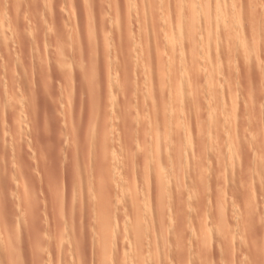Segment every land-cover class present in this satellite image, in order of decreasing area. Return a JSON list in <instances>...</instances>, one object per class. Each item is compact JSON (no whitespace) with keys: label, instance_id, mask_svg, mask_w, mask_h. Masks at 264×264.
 Here are the masks:
<instances>
[{"label":"rangeland","instance_id":"1","mask_svg":"<svg viewBox=\"0 0 264 264\" xmlns=\"http://www.w3.org/2000/svg\"><path fill=\"white\" fill-rule=\"evenodd\" d=\"M207 1L0 0V264H135L138 207L145 264H264V0Z\"/></svg>","mask_w":264,"mask_h":264},{"label":"bare ground","instance_id":"2","mask_svg":"<svg viewBox=\"0 0 264 264\" xmlns=\"http://www.w3.org/2000/svg\"><path fill=\"white\" fill-rule=\"evenodd\" d=\"M190 1V3L188 4V6H190V11H191V13H192V15H191V17H190V19L189 18H187V19H189V27H187V29L189 30V32L190 33H192V35H194V38H188L187 37V39L189 40H191V41H194V39H196V36H195V32L193 31V30H195L196 29V27H195V21L197 22V20L200 18V16H199V18H197L196 19V17H195V15H194V13L197 11L198 12V10H197V8H196V3H195V0H189ZM208 1H211V0H208ZM207 1V2H208ZM219 1H221V0H219ZM214 2V1H213ZM187 3V2H186ZM220 3H222V2H220ZM215 4V3H214ZM217 4V3H216ZM215 4V5H216ZM227 4H229V3H227ZM226 3H225V5H227ZM47 5V4H46ZM218 7H220L219 6V2H218ZM230 5V4H229ZM259 5V4H258ZM25 7V6H24ZM48 7V6H47ZM156 7V6H155ZM208 7V6H207ZM216 7V6H215ZM20 9V8H19ZM181 9V8H180ZM211 9V8H210ZM217 9V8H216ZM206 10V9H205ZM260 10V9H259ZM48 11V10H47ZM211 11V10H210ZM212 12V11H211ZM185 14H186V12H185ZM187 14H189V12L187 13ZM212 15V14H211ZM143 16V15H142ZM189 17V16H188ZM198 17V16H197ZM211 17V16H210ZM209 17V18H210ZM213 17V16H212ZM143 18V17H142ZM24 19V18H23ZM201 19H203V18H201ZM211 19V18H210ZM28 20V19H27ZM108 20V19H107ZM178 21V20H177ZM199 21V20H198ZM200 21H202V20H200ZM216 21V20H215ZM234 21V20H233ZM146 22V21H145ZM179 22V21H178ZM181 22V21H180ZM187 22V21H186ZM204 22V21H203ZM126 23V22H125ZM128 24V23H127ZM143 24V23H142ZM212 24V23H211ZM209 25V24H208ZM101 26V25H100ZM226 26V25H225ZM143 27H144V25H143ZM198 27V26H197ZM89 28V27H88ZM127 28V27H126ZM195 28V29H194ZM231 28V27H230ZM186 29V28H185ZM179 31V30H178ZM177 31V32H178ZM188 32V31H187ZM179 34V38H178V42H179V44H181L182 45V43H180L181 42V35H180V32H178ZM189 34V33H188ZM89 36V35H88ZM92 36V35H91ZM218 36V35H217ZM199 37V36H198ZM154 39V38H153ZM260 40V39H259ZM196 41V40H195ZM220 42V41H219ZM189 43V42H188ZM191 43V42H190ZM180 45V46H181ZM191 45V44H190ZM208 45V44H207ZM179 46V47H180ZM257 46V45H256ZM181 48V47H180ZM180 51H181V49H180ZM192 53V52H191ZM226 53H228V52H226ZM135 54V53H134ZM192 56V55H191ZM181 57V56H180ZM139 59V58H138ZM250 59H252V58H250ZM134 60V59H133ZM138 66V65H137ZM151 69V68H150ZM252 70H254V69H252ZM151 71V70H150ZM181 74V73H180ZM194 76V75H193ZM179 77V76H178ZM184 77V76H183ZM32 82V81H31ZM130 83V82H129ZM151 83V82H150ZM183 85V84H182ZM150 86V85H149ZM235 86H237V85H235ZM164 87V86H163ZM149 88V87H148ZM183 88V87H182ZM14 89V88H13ZM189 89V88H188ZM221 89V88H220ZM191 90V89H190ZM193 90V89H192ZM238 90V89H237ZM197 91H198V89H197ZM178 92H179V90H178ZM184 92H186L187 93V95H188V92L189 91H187V89H186V91H182V90H180V95L182 96V94L184 93ZM193 92V91H192ZM17 93H19V92H17ZM16 93V94H17ZM185 93V94H186ZM179 94H177L178 96H179ZM235 95V94H234ZM168 96V95H167ZM186 96V95H185ZM184 96V97H185ZM14 97V96H13ZM181 98H183V96L181 97ZM188 98V97H187ZM143 99V98H142ZM186 99V98H185ZM241 99V98H240ZM140 101V100H139ZM154 104V103H153ZM184 105V104H183ZM162 106V105H161ZM133 107V106H132ZM162 109V108H161ZM132 110H133V108H132ZM154 117V116H153ZM156 117V116H155ZM164 118V117H163ZM175 118V117H174ZM216 118V117H215ZM105 120V119H104ZM192 120V119H191ZM179 121V120H178ZM107 122V121H106ZM176 121H174V123H175ZM106 124V123H105ZM164 125V124H163ZM181 125V124H180ZM179 125V126H180ZM178 126V125H177ZM179 126L178 127H176V128H179ZM220 127V126H219ZM158 129V128H157ZM220 129V128H219ZM169 130V129H168ZM261 130V129H260ZM175 131V130H174ZM177 131V130H176ZM175 131V132H176ZM218 131V130H217ZM168 132V131H167ZM169 132H170V130H169ZM183 132V131H182ZM177 133V132H176ZM219 133V132H218ZM225 133V132H224ZM166 134V133H165ZM165 134H163V135H165ZM169 134V133H168ZM170 135V134H169ZM168 135V136H169ZM106 136V135H105ZM198 137V136H197ZM95 138H97V137H95ZM170 140H171V138H170ZM224 140V139H223ZM165 141V140H164ZM180 141V140H179ZM166 142H168V141H166ZM189 142V141H188ZM221 142V141H220ZM94 143H97V142H94ZM169 143H171V141L169 142ZM176 143V142H175ZM178 143V142H177ZM176 143V146L174 145V147L173 146H170V144L168 145L167 144V150H169V151H173V153H174V160H175V162L172 164V167L170 168V166H169V164L171 163L170 161V163H168L167 161L168 160H170V159H167V161L165 162V161H160L159 160V157L157 158V159H155L152 163H151V165L152 166H150V163H149V161H147V159H146V162L149 164V165H147V163L145 164V167H144V173H143V185H144V188H145V190L146 189H148V190H150V188H148V187H150L149 185V179L151 178V179H154L155 180V183H153L155 186H156V188H155V191H156V193H157V195L158 196H156V198L158 197V210H156V211H160L159 209H160V205H162L161 204V202H160V199L162 200V199H164L163 197H165V195H167V192H166V190L168 189L167 188V186H169L170 188H171V192L169 191L170 190V188H169V190H167V191H169L170 192V197H172V195L173 194H171V193H173L172 192V186L174 185L175 186V183L177 184V185H182V182H181V180H182V178H183V180L182 181H184L185 180V178H184V176H185V174L184 173H182V171H184L183 169V165H184V167L186 166L185 164V158H186V156H187V152L185 151V149H183V147H186V146H184V144L182 143V142H180L182 145H178ZM188 144V143H187ZM105 145H106V143H105ZM178 145V146H177ZM92 146H93V144H92ZM107 146V145H106ZM200 146V145H199ZM170 147H171V149H170ZM232 147V149L234 148V146H231ZM100 148H101V146H100ZM99 148V149H100ZM231 150V149H230ZM106 151V150H105ZM217 151L220 153V152H222V151H220V148H217ZM232 152H235V148H234V150H231ZM95 152V151H94ZM103 152V151H102ZM101 152V153H102ZM110 152V151H109ZM242 152V151H241ZM240 152V153H241ZM155 153H156V151H155ZM238 153V152H237ZM105 154L107 155V153L105 152ZM234 154H236V152L234 153ZM93 155V154H92ZM106 155H105V157H106ZM150 155V154H149ZM155 155V154H154ZM237 155V154H236ZM95 157V156H94ZM98 157H99V155H98ZM101 157V156H100ZM99 157V158H100ZM148 157V156H147ZM151 157V156H150ZM157 157V156H156ZM233 157H235V156H233ZM103 158V157H102ZM101 158V159H102ZM155 158V157H154ZM142 159V158H141ZM127 160H128V158H127ZM143 160V159H142ZM72 161H74V160H72ZM95 161V160H94ZM98 161V160H97ZM108 161V160H107ZM102 162V161H101ZM238 162V161H237ZM168 163V164H167ZM74 164V163H73ZM102 165H104L103 163H102ZM128 165V164H127ZM171 165V164H170ZM3 166V165H2ZM149 167L150 168H152V169H150V170H152V177H151V172H149L150 170H149ZM98 168V167H97ZM100 169V168H99ZM235 169V168H234ZM85 170V169H84ZM89 170V169H88ZM94 171V170H93ZM111 171H114V170H111ZM111 171H109V172H111ZM116 171V170H115ZM201 171V170H200ZM91 172H92V170H91ZM106 172V171H105ZM108 172V171H107ZM108 172V173H109ZM107 173V174H108ZM128 173H130V172H128ZM150 173V174H149ZM102 174V173H101ZM111 175H110V179H108L109 181L111 180V176H112V172L110 173ZM114 174V173H113ZM131 174V173H130ZM88 175V174H87ZM91 175V174H90ZM100 175V174H99ZM103 175V174H102ZM154 175V176H153ZM183 175V176H182ZM78 176V175H77ZM80 176V182H82L81 180V174L79 175ZM109 176V175H108ZM115 176H116V172H115ZM87 177V176H86ZM154 177V178H153ZM92 178H93V174H92ZM95 178H96V172H95ZM169 178V180H167ZM173 179L174 181H175V183L174 182H172L173 180H171L170 181V179ZM87 179V178H86ZM85 179V180H86ZM91 179V178H90ZM90 179H89V181H90ZM99 179V178H98ZM151 179H150V181H151ZM153 180V181H154ZM187 180V179H186ZM185 180V181H186ZM3 181V180H2ZM96 181V180H95ZM106 181V180H105ZM114 181V180H113ZM112 181V182H113ZM100 182V181H99ZM167 182H170L169 183V185H168V183ZM96 183V182H95ZM107 183V182H106ZM110 183H111V181H110ZM114 183V182H113ZM112 183V184H113ZM122 183V182H121ZM181 183V184H180ZM186 183V182H185ZM3 184V183H2ZM73 184V183H72ZM76 184L78 185V182H76ZM80 184V183H79ZM85 184V183H84ZM89 184V183H88ZM99 184V183H98ZM97 184V185H98ZM101 184V183H100ZM171 184H173L172 186H171ZM81 185V184H80ZM91 185H92V188L94 187L93 185V182L91 183ZM91 185H90V188H91ZM107 185V184H106ZM105 185V186H106ZM183 185H184V183H183ZM99 186V185H98ZM98 186H97V188H98ZM127 186V185H126ZM173 186V187H174ZM101 187V186H100ZM129 187V186H128ZM128 187L126 188V189H128ZM182 186H180V187H177V189L178 190H176V191H179V188H181ZM198 187V186H197ZM95 188H96V185H95ZM101 188H104V187H101ZM107 188V187H106ZM105 188V189H106ZM133 188V187H132ZM176 187H174L173 189H175ZM203 188V187H202ZM224 188V187H223ZM82 189V191H83V188H81ZM89 188L87 187V190H88ZM130 189V188H129ZM87 190H86V192H87ZM91 190V189H90ZM94 190V189H93ZM102 190V189H101ZM182 192H183V190L182 189H180ZM95 191V190H94ZM97 191V190H96ZM98 191H100V190H98ZM110 191V190H109ZM129 191H131V190H129ZM142 191V190H141ZM90 192V191H89ZM104 192V191H103ZM133 192V191H132ZM132 192H130V193H132ZM146 192V191H145ZM175 192V191H174ZM185 192H187V191H185ZM94 193V192H93ZM95 193H97V192H95ZM88 194V193H87ZM90 194H92V191H91V193ZM169 194V193H168ZM176 194V193H175ZM106 195H107V193H106ZM109 195H110V192H109ZM156 195V194H155ZM94 197L96 196V195H93ZM103 196H105V194H103ZM103 196H101V198L103 197ZM111 196V195H110ZM148 196V195H147ZM182 196H183V193H182V195H181V198H182ZM91 197H92V195H91ZM107 197V196H106ZM207 197V196H206ZM87 198V197H86ZM96 198V197H95ZM95 198H93V200H96ZM99 198V197H98ZM97 198V199H98ZM108 198H109V196H108ZM167 198H169L168 196H167ZM184 198V197H183ZM209 198V197H208ZM105 199V198H104ZM143 199V198H142ZM166 199V198H165ZM89 200H90V198H89ZM107 200V199H106ZM181 200V199H180ZM82 201V200H81ZM96 201H99V199L98 200H96ZM110 201V200H109ZM88 202V201H87ZM94 201H92V203H93ZM100 202H102V200L100 199ZM108 202V201H107ZM112 202V201H111ZM164 202H165V200H164ZM163 202V203H164ZM82 203H83V201H82ZM81 203V204H82ZM91 203V204H92ZM182 203V202H181ZM188 203V202H187ZM94 204V203H93ZM105 204V203H104ZM107 204V203H106ZM160 204V205H159ZM165 204V203H164ZM99 205V204H98ZM101 205H103V202H102V204ZM100 205V206H101ZM94 206L96 207L97 205H95L94 204ZM93 205H92V207L94 208V211H95V214H96V212H97V210H95V209H99L98 211H102L100 208H99V206L98 207H94ZM104 206H107V205H104ZM109 206V205H108ZM143 206V205H142ZM163 206V205H162ZM182 206V205H181ZM101 207H103V206H101ZM132 207V206H131ZM170 207V206H169ZM182 207H185V206H182ZM71 208V207H70ZM80 208V207H79ZM137 208V207H136ZM181 208V207H180ZM84 209V208H83ZM124 209V208H123ZM177 209H179V207L177 208ZM137 210H138V212H137ZM137 210H136V212L138 213V214H136V216H135V214H134V216H135V218H137L136 219V221H135V223L133 224L134 226H133V228L132 229H130V230H132V231H130V232H132V233H130L131 234V238H133V239H131V240H133L134 241V243L137 245H139V248H141L142 246H144L145 244H144V242L145 241H143V237H145L144 236V232L146 231V230H144V232H143V228H145V229H147L146 227H145V225H144V227H143V224H144V221H146L147 219H146V217H147V215H146V217H145V219L146 220H144V221H142V223H141V219H142V216H141V210H140V208L138 207L137 208ZM180 210V209H179ZM183 210V209H182ZM80 211V210H79ZM88 211V210H87ZM124 211V210H123ZM181 211V210H180ZM93 212V211H92ZM92 212H91V214H92ZM108 213H109V211H107ZM148 212H150L151 213V209H150V211H148ZM161 212H163V210L161 211ZM161 212H159V213H161ZM165 212V211H164ZM183 212V211H182ZM98 213V212H97ZM155 213H157V212H155ZM177 213V212H176ZM229 213V212H228ZM80 214V213H79ZM131 214H132V212H131ZM158 214V213H157ZM162 214L163 213H161V216H160V214H159V216L160 217H162ZM171 214V213H170ZM179 214H181L180 212H179ZM197 214V213H196ZM205 214H206V212H205ZM94 215V214H93ZM110 215V214H109ZM143 215V214H142ZM153 215V214H152ZM152 215H151V220H152ZM175 215V214H174ZM182 215V214H181ZM220 215V214H219ZM96 216H97V214H96ZM100 216H101V214H100ZM106 216V215H105ZM111 216V215H110ZM154 216V215H153ZM158 216V215H157ZM158 216V217H159ZM226 216V215H225ZM98 217H99V215H98ZM104 217V216H103ZM157 217V218H158ZM97 218V217H96ZM108 218V217H107ZM125 218V217H124ZM134 218V217H133ZM134 218V219H135ZM154 218V217H153ZM94 219H95V216H94ZM143 219H144V217H143ZM161 219V218H160ZM164 219V218H163ZM227 219V218H226ZM104 220V219H103ZM114 220V219H113ZM158 220V219H157ZM168 220V219H167ZM177 220H179V219H177ZM71 221V220H70ZM96 221H98L99 222V219L98 220H96ZM148 221L150 222V220H149V218H148ZM183 221V220H182ZM205 221V220H204ZM98 222H96L98 225V229H100V232H101V230L103 231V233L101 232V234H103V239L102 240H104L103 242H104V244L102 243V241H101V243L103 244H101L100 243V246H103V247H100V249L101 248H103V253L104 252H107V251H109V247H110V245H113L112 243L110 244V240H112L113 241V239H110V233L112 232H110V233H108L109 232V230L108 229H110V227L107 225L108 223L106 222V224H104V223H98ZM152 222H154V221H152ZM165 222V221H164ZM170 222V221H169ZM180 222V221H179ZM210 222V221H209ZM151 223V222H150ZM155 223V222H154ZM161 223V222H160ZM215 223V222H214ZM223 223H225V222H223ZM158 224H159V220H158ZM171 224V223H170ZM95 225V224H94ZM203 226V225H202ZM164 226H161V228H163ZM67 228V227H66ZM95 228H97V227H95ZM97 229V230H98ZM222 229V228H221ZM1 230V229H0ZM127 230V229H126ZM163 230V229H162ZM167 230V229H166ZM155 231V230H154ZM0 232H2V230L0 231ZM95 232H96V230H95ZM99 232V233H100ZM220 232V231H219ZM72 233V232H71ZM98 233V234H99ZM202 233H203V231H202ZM95 234V233H94ZM127 234V233H126ZM133 234V235H132ZM163 234H165V233H163ZM72 235V234H71ZM82 235V234H81ZM96 235V234H95ZM94 235V236H95ZM146 235V234H145ZM202 235V234H201ZM113 236V235H112ZM111 236V237H112ZM148 236V235H147ZM73 237H74V235H73ZM71 239V238H70ZM76 239V238H75ZM2 240V239H1ZM65 240V239H64ZM81 240V239H80ZM3 241V240H2ZM6 241V240H5ZM142 241H143V244H142ZM149 241H150V239H149ZM65 242V241H64ZM64 242H63V244H64ZM74 242H75V240H74ZM154 242V241H153ZM2 243H4V241L2 242ZM68 243V242H67ZM120 243H121V241H120ZM77 244V243H76ZM79 244V243H78ZM77 244V245H78ZM98 244V243H97ZM147 244V243H146ZM154 244H156V242L155 243H153L152 245H154ZM7 245V243L3 246V247H7L6 246ZM99 245V244H98ZM137 245V246H138ZM0 246H1V243H0ZM40 246H41V244H40ZM60 246V245H59ZM63 246V245H62ZM146 246H148V245H146ZM151 246V245H150ZM3 247H2V250H4L3 249ZM154 247V246H153ZM112 248V247H111ZM127 248V247H126ZM125 248V249H126ZM139 248H137V254H138V252H139V254L136 256V263L135 264H145L144 263V261L142 260V257L141 256H143L142 255V253H143V251H144V249H143V247L141 248L143 251L141 252L140 250L138 251V249ZM134 249V248H133ZM43 250V249H42ZM1 251V250H0ZM101 251V252H102ZM136 251H135V253H136ZM146 251H147V247H146ZM79 252V251H78ZM110 252H111V250H110ZM141 252V253H140ZM64 253V252H63ZM102 253V254H103ZM145 253V252H144ZM110 254V253H109ZM108 254V255H109ZM112 254V253H111ZM104 257L105 258H107V256H106V253H104ZM145 255V254H144ZM103 257V256H102ZM111 257V256H110ZM145 257V256H144ZM132 258H134L133 257V254H132ZM131 258V259H132ZM112 259V258H111ZM129 260H130V257L128 258ZM144 259V258H143ZM103 260V259H102ZM107 260V259H106ZM133 260L134 259H132V261H131V264H133ZM145 260V259H144ZM48 261V260H47ZM104 261V260H103ZM63 262V261H62ZM107 262V261H106ZM106 262H105V264H106ZM109 262H111V261H109ZM108 263V262H107ZM108 264H110V263H108Z\"/></svg>","mask_w":264,"mask_h":264}]
</instances>
